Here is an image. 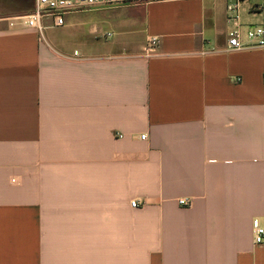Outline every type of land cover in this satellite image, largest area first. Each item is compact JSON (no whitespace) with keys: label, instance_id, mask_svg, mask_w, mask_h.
Instances as JSON below:
<instances>
[{"label":"crops","instance_id":"0c3cea01","mask_svg":"<svg viewBox=\"0 0 264 264\" xmlns=\"http://www.w3.org/2000/svg\"><path fill=\"white\" fill-rule=\"evenodd\" d=\"M227 5L212 28L205 0H161L39 32L35 0H0V264H264V49H227Z\"/></svg>","mask_w":264,"mask_h":264},{"label":"built area","instance_id":"2783aa9c","mask_svg":"<svg viewBox=\"0 0 264 264\" xmlns=\"http://www.w3.org/2000/svg\"><path fill=\"white\" fill-rule=\"evenodd\" d=\"M161 0H35L33 11L19 18L21 24L27 28L37 29L43 32L47 29L45 21L52 20L54 27H62L65 24L64 16L86 8H112L142 4L146 2ZM257 0H234L227 5V22L230 29L227 33L226 45L229 51H242L252 49H264V3ZM248 5L247 14L252 17L249 22H244L242 12L244 5ZM112 34H105L104 37H111ZM159 45L158 37H151L148 40V47L145 48L147 56L155 53ZM77 54V53H76ZM145 139V136H142ZM178 203L183 207H189V199H180ZM133 208L140 204L137 200L131 203ZM255 243L264 244V227L255 222Z\"/></svg>","mask_w":264,"mask_h":264},{"label":"rangeland","instance_id":"374dc122","mask_svg":"<svg viewBox=\"0 0 264 264\" xmlns=\"http://www.w3.org/2000/svg\"><path fill=\"white\" fill-rule=\"evenodd\" d=\"M234 0H205V6L206 9L208 10V15H207V26H210L211 28L214 27L216 24L220 26L225 25V5L226 3L233 2ZM257 3L263 4L264 0H257ZM204 6V5H203ZM201 10V9H200ZM203 10V9H202ZM201 10V14L203 11ZM102 39L104 41L106 40H112V37H106L102 36ZM220 42H224L225 38L220 37L219 39Z\"/></svg>","mask_w":264,"mask_h":264}]
</instances>
